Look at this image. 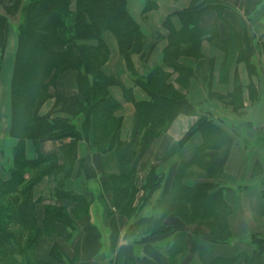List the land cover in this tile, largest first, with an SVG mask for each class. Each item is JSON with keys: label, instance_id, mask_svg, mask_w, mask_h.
Returning a JSON list of instances; mask_svg holds the SVG:
<instances>
[{"label": "crops", "instance_id": "obj_1", "mask_svg": "<svg viewBox=\"0 0 264 264\" xmlns=\"http://www.w3.org/2000/svg\"><path fill=\"white\" fill-rule=\"evenodd\" d=\"M126 1L140 28L141 41L128 61L116 37L106 32L104 40L109 48V58L103 67L104 73L115 80L110 91L120 103L118 115L124 119L122 139L131 140L135 133L134 103L150 99L136 80L157 67L170 74L168 83L180 90L196 109L192 114H180L154 140L139 165L135 185L142 188L151 166L161 168L165 165L174 175L180 167L182 172L179 171L178 177L190 169L197 178L183 182L193 184L200 178L195 169H201L196 165L189 167L197 152L205 146L207 151L215 148L218 165H222L221 172L205 175L200 180L218 183V188L210 192H219L225 204L221 214L226 215L229 238L224 243L209 242L203 238L207 232L203 226L204 230L196 234L193 253L188 244L183 255H171L175 236L163 240L166 242L163 248L168 247L167 255L154 252V247L160 251V244L156 242L149 247L143 241V228H160L162 224L158 219L165 216L160 200L171 188L164 190L165 181L144 206L139 205V198L135 200L134 214L117 212L114 206L115 211L107 217L103 203L106 204L111 193L109 184L121 173V165L115 151L101 153L87 139L77 142L73 138L45 139L40 141L38 148L31 141L26 143L28 159L53 155L60 167L38 178L35 184L33 198L37 203V214L46 213L50 206L63 207L72 213L76 204L66 195L87 199L86 205L74 211L84 213L77 219L84 221L69 226L71 234H64L65 228L60 223L47 226L48 231L55 233L54 238H59L62 247H69L65 248L66 253L62 251L63 264H144L146 261L147 264H211L213 261L222 264L224 260L238 263L232 259L241 251H254L253 235L264 238V0ZM203 4L208 7L198 20H187L189 29H196L195 32L185 34L187 27L183 14L205 6ZM182 31L183 40L175 46L173 36ZM169 49L175 53L173 61L181 70L163 63ZM17 51V29L5 11L0 10V174L4 180L10 178L9 169L13 166V148L17 141L11 135L12 80ZM181 71L187 75L181 77ZM56 85L64 95L75 96L78 93L77 72L61 75ZM54 104L55 99L50 108L41 109V114L52 112ZM204 114L210 115L229 135L225 147L212 145L211 138L200 133L182 143L187 132ZM71 147L74 155L69 157ZM155 152L159 154L153 157ZM103 179L107 180L106 189L102 187ZM145 217L154 219L152 225L146 224L149 221ZM165 219L166 223H175L176 217L170 213ZM52 243V238H43L32 257L47 262ZM43 245H47L44 252L41 250Z\"/></svg>", "mask_w": 264, "mask_h": 264}, {"label": "trees", "instance_id": "obj_2", "mask_svg": "<svg viewBox=\"0 0 264 264\" xmlns=\"http://www.w3.org/2000/svg\"><path fill=\"white\" fill-rule=\"evenodd\" d=\"M0 1L5 5L4 11L18 32V51L12 80L11 129V135L17 141L13 148V166L9 169L10 178L4 180L0 174V257L9 252L11 258L18 251L22 264H56L34 259L33 254L30 255L26 249L33 247V240L48 230L50 223L72 222L71 214L69 215L66 209L51 206L46 208L43 222L38 221L37 203L33 198L34 187L38 178L55 170L42 169L49 158H45V155L36 160L27 158L28 141L38 148L40 141L45 139L73 138L76 142L87 139L101 153L115 151L121 165V173L114 179L120 184L117 191L121 193L118 197L119 203L115 207H121L120 212L127 215L135 213L133 204L137 198L139 205L144 206L165 182L164 176L152 168L142 188L139 189L135 185V180L133 185L128 184L132 182V176L124 171L122 158L128 171H131L134 168L133 156L141 155L144 149L139 148L137 152L135 149L131 150L137 143L135 136L131 140L122 139L124 119L118 115L120 103L111 94L109 86L115 83V80L103 70L109 58L104 34L110 32L116 37L122 54L130 61L141 41V32L128 10L126 0H11L10 3ZM207 7L201 6L183 14L185 28L187 27L185 34L191 35L196 30L189 29L187 20L197 21ZM14 16L18 18L17 23L13 22V18H16ZM183 31L173 36L175 46L183 40ZM173 58L175 53L169 49L165 53L163 63L167 67L181 70ZM68 71L77 72L78 93L73 97H64L59 93L51 94V87L55 85L56 80ZM185 75L183 71L180 72L181 77ZM169 76L167 71L157 67L136 80V84L150 99L134 103V134H144V137L148 138L150 134L157 133L158 129H167L180 114L196 112L194 104L173 84L168 83ZM51 95L55 98V107L52 112L42 115L43 104ZM54 114L57 116L53 117ZM62 114L71 118L63 117ZM106 125L117 126L110 138L107 136L109 130L103 128ZM197 133L211 138L212 145L225 147L230 140L229 135L219 128L208 114L200 117L184 136L182 143L190 141ZM207 150L206 146L199 150L189 167L196 165L195 167L203 170L206 176H213L221 172L222 165H218L216 149ZM73 152L74 148L71 147L68 156L74 155ZM179 171L182 172L180 167L171 191L164 193L160 200L165 210V216L158 219L162 224L159 228L160 234L170 230L163 226V221L172 213L183 218L191 216L203 223L207 229L203 234L205 240L227 242L229 235L225 227L226 215L221 214L225 204L219 192H210L218 188V183L199 178L193 184H187L179 179ZM66 196L75 201L72 212L87 204L84 197ZM146 220L149 221L146 223L148 225H152L154 221L151 218ZM251 242L255 246L254 251H241L232 259L233 262H239L233 264H264V238L253 235ZM22 244L27 246L24 248ZM187 245L185 238H176L171 247V255H183ZM55 254H62L61 249L56 248ZM222 262L232 264L228 260ZM144 264H147V261ZM211 264L218 263L213 261Z\"/></svg>", "mask_w": 264, "mask_h": 264}, {"label": "rangeland", "instance_id": "obj_3", "mask_svg": "<svg viewBox=\"0 0 264 264\" xmlns=\"http://www.w3.org/2000/svg\"><path fill=\"white\" fill-rule=\"evenodd\" d=\"M6 3H10L11 0H5ZM5 9V5L2 3V1H0V10L1 11H4ZM16 18H13L14 19V23H17L18 22V18L17 16H14ZM69 72V71H68ZM58 80V79H57ZM56 80V81H57ZM115 83H112L111 85H109L110 87L114 86ZM54 93H59L60 95L64 96V97H73L72 95H64L63 93H61V90L58 89L56 83L55 85H53V87H51V94H54ZM54 96L51 95L50 97H47L45 103L43 104V107L42 108H50V106L52 105L53 101H54ZM57 111V110H56ZM63 117H67V118H71V116H66L64 114H62ZM79 117L82 119V116L79 115ZM103 128H105L106 130L108 129L109 132L107 133V136L108 138H110L113 134H114V131L117 129V126L115 125H106V126H103ZM159 133V134H157ZM157 133H153L152 135L150 134L148 138H145L144 137V134L142 135H136V134H133V138L135 136V139H137V143L135 144V146L132 149H135L136 152L137 150H139V148L141 150L144 149V151L142 152L141 155H134V163L132 165V168L133 170L131 171H128V167L126 165V162L125 160L122 158V162H123V168H124V171H126V173L128 174H131L132 176V182H128V184L130 183V186L133 185V181L136 180V178L138 177V169H139V165L142 161V159L144 158L145 154L147 153V151L151 148L154 140H156L157 138H159L161 136V134L163 133L161 130H157ZM56 141V140H55ZM105 145V144H104ZM122 149V147L120 146V150ZM123 156V155H122ZM49 158H47V162L43 164L42 166V169H48V170H59V167L58 164H57V161L55 162L54 160L56 156H48ZM132 157V158H133ZM53 159V161H52ZM152 168H155L156 171L161 174L162 176H164L165 178V186H164V190H169L171 188V185L173 184V181H175L176 179V175H177V172L178 170L176 171L175 175L173 173H170V170H168L167 168V165L161 167V168H158L157 166H151L148 170V174L145 178V181L146 179L148 178V176L150 175V172H151V169ZM41 170V169H40ZM39 170V171H40ZM196 173H198V177H205V172L204 171H201V170H198V169H195ZM201 175H200V174ZM34 176H36V173L34 174ZM196 175H192L191 174V170L188 169L186 173L183 174L182 177H179L180 180H190V178H197V177H194ZM144 181V183H145ZM120 184L116 183L115 180H113L110 184H109V189L111 191L110 195H109V198L107 199L106 201V204L103 203V207L105 206L106 210H107V217L112 215V211H115V205H118V197L119 195L121 194L119 191H117V188L119 187ZM164 185V184H163ZM114 192V194H112V192ZM125 204V203H124ZM120 208L118 206V209L116 208L117 212H120ZM71 218H72V222L71 223H66V222H58L60 224H62V226L65 228V231L64 234L67 235L68 234H71V228H69V226H71V224H75V225H79L80 222L84 221L82 219V221H78L77 219L80 218L82 216V214L84 213H78V212H67ZM89 213V212H88ZM88 215V214H87ZM45 213L41 214L40 216L37 214V219L38 221H42L45 219ZM100 216V214H99ZM173 216L176 217V220H175V223H166V219L165 221H163V226H167L168 230L169 231H166L164 234H160L159 232V228L157 230V228H152V227H146L144 226L143 228V231H144V234H143V241H145V243H148L149 247L152 246V244L156 243V242H159V250L160 251H156L155 247H154V252H159V253H164L165 254L167 253V250H168V247L166 248H163L165 247L164 243L166 242H163L164 239H167L168 236H170V238L172 236H175L176 238H186L187 241H188V244H189V249L191 251V253H193L194 251V243H195V239H196V234H198L200 231L204 230L203 229V226L205 225H202L198 220L196 219H193L191 216H188L187 218H183L181 217L180 215H175L173 214ZM170 227V228H169ZM166 228V227H165ZM206 228V227H205ZM30 236V235H29ZM28 237V236H27ZM52 238V245H51V251H50V257L48 258V260H46L47 262H53V263H56V264H60L61 262H65V257L63 256V254L60 255H57L55 254V250L56 248L58 249H61V251H63L64 253H66V249H69V247L67 246H64L62 247L60 241H59V238L58 239H55V233L54 232H51V231H48V230H45L41 236L39 235L36 239L33 240V247H28L26 248L27 249V252L31 254H33L34 252L36 253V247H34L35 245H38L40 243V241L43 239V238ZM61 244V245H60ZM23 247L25 248V246H27V244H22ZM71 245H73V243H71ZM167 245V244H166ZM66 248V249H65ZM71 248V246H70ZM16 251V250H14ZM12 251V252H14ZM67 252H69V250H67ZM9 254V252H8ZM5 255L3 257H0V264H5V263H12V264H22L23 262L21 261L20 259V255L18 254V251L16 253V255H14V257H9V255ZM167 255V254H166Z\"/></svg>", "mask_w": 264, "mask_h": 264}, {"label": "bare ground", "instance_id": "obj_4", "mask_svg": "<svg viewBox=\"0 0 264 264\" xmlns=\"http://www.w3.org/2000/svg\"><path fill=\"white\" fill-rule=\"evenodd\" d=\"M64 75V74H63ZM158 152H155V153H153V157H156V156H158ZM149 157H151V156H149ZM149 157H148V159H149ZM144 166H146V164H144ZM144 168V167H143ZM101 183H102V187L103 188H105L106 189V184H107V180L106 179H103V180H101ZM39 209V211H40V208H38ZM47 249V245H43L42 247H41V250L44 252L45 250Z\"/></svg>", "mask_w": 264, "mask_h": 264}]
</instances>
